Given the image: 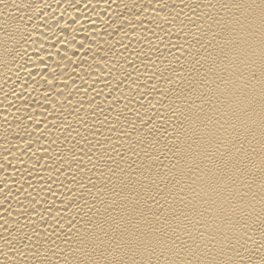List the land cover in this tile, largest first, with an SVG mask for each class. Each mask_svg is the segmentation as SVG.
I'll list each match as a JSON object with an SVG mask.
<instances>
[{"label": "bare ground", "instance_id": "6f19581e", "mask_svg": "<svg viewBox=\"0 0 264 264\" xmlns=\"http://www.w3.org/2000/svg\"><path fill=\"white\" fill-rule=\"evenodd\" d=\"M0 264H264V0H0Z\"/></svg>", "mask_w": 264, "mask_h": 264}]
</instances>
